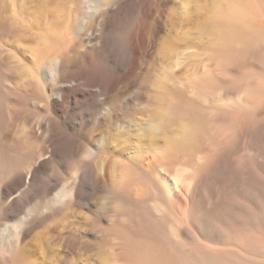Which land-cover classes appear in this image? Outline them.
Masks as SVG:
<instances>
[{
	"label": "rangeland",
	"instance_id": "374dc122",
	"mask_svg": "<svg viewBox=\"0 0 264 264\" xmlns=\"http://www.w3.org/2000/svg\"><path fill=\"white\" fill-rule=\"evenodd\" d=\"M102 2L0 0V264H167L180 244L226 247L250 217L237 202L264 203L251 186L259 181L234 173L239 161L244 176L264 175V125L234 134L217 162L201 139L178 158L131 166L144 139L134 122L152 124L166 89L202 111L241 107L262 61L247 57L203 82L192 67L203 49L168 42L183 33L171 27L180 1ZM82 182L79 194L60 193ZM232 198L230 216L220 208ZM121 210L148 223L126 222L129 234Z\"/></svg>",
	"mask_w": 264,
	"mask_h": 264
},
{
	"label": "bare ground",
	"instance_id": "6f19581e",
	"mask_svg": "<svg viewBox=\"0 0 264 264\" xmlns=\"http://www.w3.org/2000/svg\"><path fill=\"white\" fill-rule=\"evenodd\" d=\"M102 1L105 7L119 3V0ZM176 1H180L185 11L184 15H180L172 8L171 27L177 32L181 29L183 33L173 34L168 42L172 44L191 42L199 49H203L205 58L192 65L196 79L211 83L215 77L226 74L232 63L244 62L247 57L252 56L262 61L264 67V0ZM157 8L159 10L160 7ZM184 69L188 73L189 69L187 67ZM242 91L245 99L241 107L233 106L222 111L209 105L202 111L195 101L182 100L166 89L167 97L161 103V108L153 114L150 122L152 124L147 123L149 126H145L134 122L135 129L142 133L144 139L139 138L136 142L142 156L131 160V166L146 168V165L162 163L168 155L178 158L182 152L193 149L201 139L204 140L207 150L213 152V160L219 161L234 134H242L244 130L254 131L259 125H264V115L257 117V113L264 108V74L258 76L252 84L248 82ZM235 167L234 173L242 182L246 180L251 185L259 181L251 186L258 200L264 201V175L260 174L256 167H250L248 170L251 175L244 176L246 173L239 161ZM174 179L175 196L182 201L187 210L190 207L189 191L181 182V178ZM83 183L74 184L70 190H61L60 193L64 196L77 195L85 188ZM166 191L171 192V189L166 188ZM137 198L141 199L142 196L138 195ZM236 202V198L225 199V205L220 206V209L232 216L231 209L235 208ZM263 204L237 202V205L247 209L250 217L244 219L247 227L242 229L241 233L234 234L232 241L226 242V247H208L200 243L196 245L197 247H185L180 244L177 247L179 252L175 255L177 260L170 258L167 264H264V214L258 219L253 217L259 210L253 205L263 208ZM120 205L128 208L126 202ZM117 215L126 217L119 219L120 224L125 227H122L124 230H127L126 222L147 224L149 220L147 216L132 217L127 210H121ZM238 221L241 223V220ZM130 232L134 230L128 229L127 233ZM60 238L66 239L63 236ZM153 252L156 251H148L150 254H154ZM108 261L106 258L105 264H108Z\"/></svg>",
	"mask_w": 264,
	"mask_h": 264
}]
</instances>
